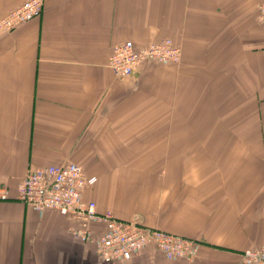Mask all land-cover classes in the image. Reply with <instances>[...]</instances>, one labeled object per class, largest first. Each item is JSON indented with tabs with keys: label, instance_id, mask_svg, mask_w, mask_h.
Returning a JSON list of instances; mask_svg holds the SVG:
<instances>
[{
	"label": "crops",
	"instance_id": "obj_1",
	"mask_svg": "<svg viewBox=\"0 0 264 264\" xmlns=\"http://www.w3.org/2000/svg\"><path fill=\"white\" fill-rule=\"evenodd\" d=\"M27 0H0V19ZM264 0H44L0 34V264H107L79 224L17 202L40 166L75 164L99 214L200 242L193 261L153 247L111 264H239L264 248ZM163 39L176 65L117 78L115 45Z\"/></svg>",
	"mask_w": 264,
	"mask_h": 264
},
{
	"label": "built area",
	"instance_id": "obj_2",
	"mask_svg": "<svg viewBox=\"0 0 264 264\" xmlns=\"http://www.w3.org/2000/svg\"><path fill=\"white\" fill-rule=\"evenodd\" d=\"M44 0H27L0 19V34L10 33L42 13ZM257 21L264 24V1L257 8ZM181 50L169 39L144 48L126 41L115 45L108 60L111 72L120 79L130 77L145 63L176 65ZM75 164L32 168L17 186V202L38 213L46 210L70 217L79 224L72 232L82 243L92 241L90 225H103V234L95 242L97 254L104 263L129 260L148 247L160 252L167 261H193L201 244L198 241L147 228L135 222L117 219L112 213L99 214L93 202H84L83 190L95 183ZM7 199L0 189V200ZM239 264H264V248L244 251Z\"/></svg>",
	"mask_w": 264,
	"mask_h": 264
}]
</instances>
